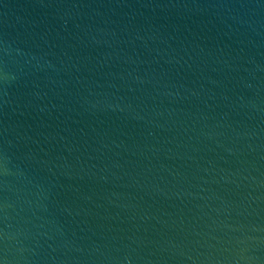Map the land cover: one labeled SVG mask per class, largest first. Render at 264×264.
<instances>
[{"label":"water","instance_id":"obj_1","mask_svg":"<svg viewBox=\"0 0 264 264\" xmlns=\"http://www.w3.org/2000/svg\"><path fill=\"white\" fill-rule=\"evenodd\" d=\"M0 264H264V0H0Z\"/></svg>","mask_w":264,"mask_h":264}]
</instances>
